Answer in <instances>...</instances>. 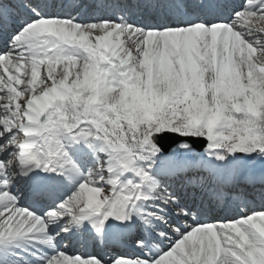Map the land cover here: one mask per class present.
Instances as JSON below:
<instances>
[{
  "label": "snow or ice",
  "instance_id": "obj_1",
  "mask_svg": "<svg viewBox=\"0 0 264 264\" xmlns=\"http://www.w3.org/2000/svg\"><path fill=\"white\" fill-rule=\"evenodd\" d=\"M0 101V251L31 239L52 250L43 264H264V0H0ZM80 142L107 160L44 215L22 206L19 178L70 179ZM241 189L252 203L216 213ZM65 217L60 231L97 234L114 219L135 252L61 249L49 228Z\"/></svg>",
  "mask_w": 264,
  "mask_h": 264
},
{
  "label": "bare ground",
  "instance_id": "obj_2",
  "mask_svg": "<svg viewBox=\"0 0 264 264\" xmlns=\"http://www.w3.org/2000/svg\"><path fill=\"white\" fill-rule=\"evenodd\" d=\"M257 55H259V51H257ZM58 221H60V222H61V224H63V223H64L63 219H60V220H58Z\"/></svg>",
  "mask_w": 264,
  "mask_h": 264
},
{
  "label": "rangeland",
  "instance_id": "obj_3",
  "mask_svg": "<svg viewBox=\"0 0 264 264\" xmlns=\"http://www.w3.org/2000/svg\"><path fill=\"white\" fill-rule=\"evenodd\" d=\"M3 103V101H0V104H2ZM105 193H101V196H103ZM112 220H114V219H112Z\"/></svg>",
  "mask_w": 264,
  "mask_h": 264
}]
</instances>
